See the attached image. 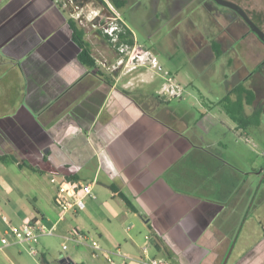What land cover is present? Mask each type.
<instances>
[{"label":"crops","instance_id":"0c3cea01","mask_svg":"<svg viewBox=\"0 0 264 264\" xmlns=\"http://www.w3.org/2000/svg\"><path fill=\"white\" fill-rule=\"evenodd\" d=\"M73 14L62 0H0V236L7 227L3 216L13 226L38 218L53 228L40 235L36 257L10 239L0 264H139L144 258L264 264V204L254 203L237 176L215 124L201 126L215 108L219 125L234 135L246 134L253 123L240 126L221 106L195 114L173 110L170 98L157 94L162 86L152 94L110 78L98 67L85 32L96 64L86 66L72 37ZM233 58L225 96L239 99L244 119L255 115L260 127L264 82L250 80L251 63ZM238 73L245 77L237 79ZM238 84L253 93L252 103L235 93ZM54 173L89 183L94 198L59 219L49 182ZM126 222L134 231L125 229ZM72 229L86 238L70 241L66 254L53 253L49 237H58L62 248ZM90 239L101 251L92 250Z\"/></svg>","mask_w":264,"mask_h":264},{"label":"rangeland","instance_id":"374dc122","mask_svg":"<svg viewBox=\"0 0 264 264\" xmlns=\"http://www.w3.org/2000/svg\"><path fill=\"white\" fill-rule=\"evenodd\" d=\"M122 1L123 4L118 6H115L112 0H102L108 6L98 4L97 0L84 2L82 11L85 16L84 28L88 35L87 40L92 46L93 56L99 61L98 67L110 78L119 77V81L129 88L142 85L144 90H152V94L165 82V73H169L180 92L177 97H171L167 103L173 110L183 109L195 114L197 111L206 110L209 100L222 99L226 95V81L231 82L234 77L233 67L229 65L230 54L234 57L233 63L242 58L252 66L264 59V45L256 36L248 34V28L243 20L228 8L212 5L209 0ZM229 1L237 3L242 9L249 10L253 21L264 31V0ZM109 7L132 32L137 45L123 47V51L120 52L115 42L105 38L107 34L97 26L100 17L102 16V19L99 24L102 25L103 20L106 19L108 29L113 25L112 23L118 22L112 20L113 15L108 14L104 9ZM211 7H215L220 13L214 12V15L206 12L211 10ZM95 30L104 36L105 42L102 37V41L94 37L91 32ZM213 38L221 44L222 52L226 51L220 57L215 56L210 50V42ZM235 44L238 45V51L234 53L231 50L228 53L227 51ZM152 58L157 61L154 67L151 63ZM118 60H122L119 67L116 65ZM237 64L240 67L239 62ZM150 76H154L155 81L151 85H143ZM241 77L245 76L238 73L237 79ZM255 80L258 84L264 82L258 75ZM157 94L160 96L159 92ZM259 96L260 102L264 100V89ZM162 98L165 100L169 97ZM219 109L212 110L201 126H206L207 129L212 123L215 124V129L219 131L218 138L226 146L224 153L235 167L237 176L241 177L252 191L254 203L264 204L263 121L260 127L257 124L248 126L246 134L234 135L216 120L215 116ZM198 115L197 113V117ZM2 213L0 209V216ZM127 227L130 232L135 229L129 222L125 223V229ZM49 238L53 253L55 251L68 253L62 250L58 237ZM64 244L66 248L67 246L71 248L70 241ZM46 256L50 258L48 253ZM28 258L30 260V257ZM60 259L61 257L57 258Z\"/></svg>","mask_w":264,"mask_h":264},{"label":"built area","instance_id":"2783aa9c","mask_svg":"<svg viewBox=\"0 0 264 264\" xmlns=\"http://www.w3.org/2000/svg\"><path fill=\"white\" fill-rule=\"evenodd\" d=\"M108 6V5H106ZM110 11L113 13L112 20L118 21L117 23H112L113 25L108 29L106 24V19L103 20V24L100 25L99 22L102 19V16L99 19L98 27L104 33L107 34L110 38V41L115 42V45L118 42V34L123 31V23L113 12V9L109 7ZM75 18L77 14H73ZM117 49L120 52L123 51V47L127 48L125 44L121 43L116 45ZM122 63V60L116 62L117 67ZM153 67L156 66L157 62L155 58H152L151 61ZM179 87L175 84L174 78L169 74L165 73V82L163 83L161 89L159 90V95L171 97H177L179 95ZM49 182L55 188V193L53 196V204L56 208L59 219H62L69 212L81 211L84 209V198L92 197L91 185L89 183L69 180L65 177H62L56 173L51 174L49 177ZM2 221L6 223L7 227L4 230L0 238V252L3 247L7 246L10 242V239H13L19 243H24L26 245V250L31 256H38L37 244L40 235L53 232V228L46 229L44 223L41 219H32L27 222L22 223L20 226L11 225L6 217H2ZM71 236L67 241H71L76 244H81V242L86 238V236L76 230H71ZM90 246L94 252L101 251V247L98 244L96 239H90ZM62 250H66V245H62ZM139 264H169L166 260H156V259H141Z\"/></svg>","mask_w":264,"mask_h":264},{"label":"trees","instance_id":"16d2710c","mask_svg":"<svg viewBox=\"0 0 264 264\" xmlns=\"http://www.w3.org/2000/svg\"><path fill=\"white\" fill-rule=\"evenodd\" d=\"M115 4V6L122 5L123 1L122 0H112ZM70 28L72 30V37L74 42L78 45L80 48V54H79V59L80 61L85 64L88 67H96L95 64V59L92 58L91 56V51L89 48V45L84 41L83 39V31L78 30L75 24L72 21H69ZM123 25V31L118 34V42L116 45H119L121 43L125 44L128 47H133L134 46V38L132 32L124 25ZM105 38L107 40H110V38L105 35ZM211 49L212 52L214 53L215 56L220 57L222 55V47L221 44L218 41H211ZM102 73V72H101ZM235 93L238 95L241 94H246L247 99L246 102L247 104H250L254 100V95L252 92L246 90L242 84H238L234 88ZM212 106H221L225 113L235 122H237L240 126H245L249 122L253 124H257V116L254 115L252 119H244L243 116V104L241 101L238 99L236 102H233L229 99L228 96L223 97L220 101L218 102H208L207 107L211 109ZM72 180V179H70ZM112 190L116 191L115 187H111ZM119 197L126 203V205L129 208H132L128 199L122 194L119 193ZM45 263V262H44Z\"/></svg>","mask_w":264,"mask_h":264},{"label":"flooded vegetation","instance_id":"af4514ba","mask_svg":"<svg viewBox=\"0 0 264 264\" xmlns=\"http://www.w3.org/2000/svg\"><path fill=\"white\" fill-rule=\"evenodd\" d=\"M227 1H229V0H227ZM84 2H85V0H62V4L66 7V9L69 11H73V13L74 14H77V17L75 18V19H73V20H71L74 24H75V26L77 27V29L78 30H82L83 31V33H85V25H84V19H85V16H84V14H83V6H84ZM231 2V1H230ZM97 3L98 4H102L103 6L105 5L103 2H102V0H97ZM205 3V2H204ZM209 3H211L212 5H216L217 6V4L213 1V0H209ZM232 3H235V2H232ZM203 5V4H202ZM236 5H237V3H236ZM106 6V5H105ZM218 7H221L220 5H218ZM223 7V6H222ZM215 10H214V9ZM224 8H226V7H224ZM106 11H107V13L109 14L110 13V15H112L113 13L110 11V9H108V8H104ZM229 9V8H228ZM242 9V8H241ZM217 10V11H216ZM231 12H233L236 16H238L239 17V15L236 13V12H234L233 10H231V9H229ZM245 13H246V15L248 16V18L260 29V27L253 21V19H252V16L250 15V13H249V10H247V9H242ZM206 12H209L210 14H214V12H216V14H219L220 13V11H218V9H216L215 7H211V10H206ZM215 15V14H214ZM99 18V17H98ZM240 18V17H239ZM241 19V18H240ZM242 20V19H241ZM244 22V21H243ZM97 24V23H96ZM98 25V24H97ZM247 26V25H246ZM247 28H248V34L249 35H254V36H256L252 31H251V29L247 26ZM261 30V29H260ZM263 33H264V31L263 30H261ZM248 34H246V36L248 35ZM245 37V36H244ZM257 37V36H256ZM259 40V39H258ZM211 41H215V39L213 38ZM211 43V42H210ZM263 44V43H262ZM211 45V44H210ZM264 45V44H263ZM234 46H236V44L235 45H233V46H231V48L232 47H234ZM238 46V45H237ZM249 75V77H250V80H255V77L258 75L259 77H261V79H263V75H264V59L261 61V62H259V63H257L255 66H253V70H252V72L250 73V74H248Z\"/></svg>","mask_w":264,"mask_h":264},{"label":"water","instance_id":"95a60500","mask_svg":"<svg viewBox=\"0 0 264 264\" xmlns=\"http://www.w3.org/2000/svg\"><path fill=\"white\" fill-rule=\"evenodd\" d=\"M217 5L229 8L236 12L244 23L251 29L257 38L264 44V33L248 18L246 13L236 4L226 0H213Z\"/></svg>","mask_w":264,"mask_h":264}]
</instances>
